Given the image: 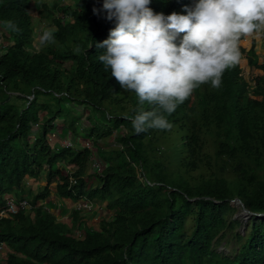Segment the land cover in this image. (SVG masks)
I'll list each match as a JSON object with an SVG mask.
<instances>
[{"label":"trees","instance_id":"trees-1","mask_svg":"<svg viewBox=\"0 0 264 264\" xmlns=\"http://www.w3.org/2000/svg\"><path fill=\"white\" fill-rule=\"evenodd\" d=\"M103 3L43 1L34 8V0H0V212L11 193L32 207L0 216V264H264V58L256 38H241L240 63L225 70L219 88L200 85L167 114L140 104L98 59L106 49L97 45L115 27ZM192 6L193 0L149 5L165 16ZM33 17L53 30L54 42L39 50L28 47ZM8 21L19 31L7 29ZM245 69L258 73L254 85ZM80 106L99 118L89 114L88 125L78 126ZM152 110L171 128L137 134L135 115ZM57 120L74 137L91 139L94 150L53 148L47 135ZM120 127L126 131L115 134ZM174 127L185 132L181 155L155 158L153 140ZM109 138L119 145L108 146ZM93 158L99 172H90ZM42 176L46 184L37 192L27 186V177ZM53 183L58 198L105 202L113 218L94 228L73 208L69 222L58 221L43 204ZM235 198L253 214L246 231L235 233L233 254L225 255L215 246L239 224L232 218Z\"/></svg>","mask_w":264,"mask_h":264},{"label":"clouds","instance_id":"clouds-1","mask_svg":"<svg viewBox=\"0 0 264 264\" xmlns=\"http://www.w3.org/2000/svg\"><path fill=\"white\" fill-rule=\"evenodd\" d=\"M150 3L104 0L106 18L115 20V27L97 45L106 49L98 59L122 89L135 92L140 104L147 102L163 113L174 112L200 85L210 82L219 88L225 70L240 63L241 38L264 35V0H193L187 14L167 16L155 13ZM6 28L19 31L12 21ZM35 39L40 46L52 43L53 30H43ZM132 126L137 134L171 128L156 110L140 111Z\"/></svg>","mask_w":264,"mask_h":264},{"label":"rangeland","instance_id":"rangeland-1","mask_svg":"<svg viewBox=\"0 0 264 264\" xmlns=\"http://www.w3.org/2000/svg\"><path fill=\"white\" fill-rule=\"evenodd\" d=\"M43 1H46L49 5L53 1H59V2H62L63 4H69V5L75 4V0H34V6L32 7L37 8L40 2H43ZM34 8L33 10H30V13L32 14V16L35 15ZM58 16H62V13H59ZM48 26H49L48 21H46L45 19H37L36 17H33L32 27H33L34 33H33V40L28 45L30 49L39 50L40 47H42L38 44V41L35 38L43 30H46ZM177 43H178V40H177ZM258 45L259 47L261 46L262 52L258 50ZM255 51L257 52L259 56V60L262 61L264 58V35H262L259 39L256 38ZM245 66L246 65H244V67ZM256 74L258 73L254 70L247 71V69H245L243 75L245 79L250 82L251 85H254V81L252 80ZM72 105L75 106L74 103H72ZM77 109H78V112L76 113V116L79 118L78 126L85 127L88 125L87 115L89 114H91V116L95 120L99 118V114L90 112L89 107L87 108L86 106H80V107H77ZM54 126L55 128L51 130L47 135V138L53 148H57L58 146H66L69 142H71L73 144V147L77 149H81L85 147L87 143L89 144L90 148L93 149L91 139L87 141L86 139L81 138L80 137L81 135H79L80 138H77L76 136L74 137V135L70 134L66 130V128L63 126V123L60 122V120L55 121ZM125 131L126 130L124 128L120 127L117 130H115V134L116 132L124 133ZM184 133H185L184 131H181L180 129L174 127L170 132L164 135L157 136L153 140V143H152L153 147L157 145L159 147L158 151H155V158L161 156V154H164L163 156L165 157L166 156L177 157L181 155L182 148H183L182 147V142H183L182 137ZM105 141L108 146H114L115 144L118 143L116 142L115 139H112V138L105 139ZM105 141L99 140L101 144H103ZM74 142H75V146H74ZM96 161L98 162L97 163L98 166H96V168L92 167V170L90 169V172H92L93 170H95L96 172H99L102 169V164L99 163L97 159ZM163 162L165 165L169 166L171 169H175L176 162L170 163L169 158H166V159L163 158ZM92 163H94V158L90 161L89 165H91ZM71 169H72L71 171H73L74 167H71ZM91 180L94 182V184H96L97 180L95 178H92ZM26 184L29 188H32L34 192H37L38 187L46 184V179L44 178V176H42L40 180H34L31 177H27ZM50 186H51L52 194L50 197H48L47 199L43 201L44 206H46L48 210H50L57 216L58 221L69 222L70 213H71V210H73L72 206L74 203L72 204L70 200L66 201L63 199H59L57 196L54 195L55 183L51 184ZM10 196L13 197V194H10L8 197ZM234 200L235 199H232L231 202L235 203ZM235 207H236V211H234L232 218L239 220V224L237 225V227H233V229H230V228L226 229L225 237L222 238L220 243L215 246L219 252H222L225 255L233 254L234 250L237 247L236 240L234 237L235 233L236 232L244 233L249 224L250 216L244 213L242 205L239 204V202H236ZM113 215H114L113 210L108 211L106 209L105 202L99 203L97 201L92 202V209L84 213V217L88 221V225L94 228H99V223L102 219L111 220L113 218ZM79 234L80 235L83 234V231H78L76 233V236H79Z\"/></svg>","mask_w":264,"mask_h":264},{"label":"built area","instance_id":"built-area-1","mask_svg":"<svg viewBox=\"0 0 264 264\" xmlns=\"http://www.w3.org/2000/svg\"><path fill=\"white\" fill-rule=\"evenodd\" d=\"M66 146H72L73 144L71 142H69ZM74 146H75V142H74ZM85 147L90 148L89 144L87 143ZM98 162L96 161V159L94 158V163L91 164V167H95L98 166L97 164ZM100 163V162H99ZM70 182H74L73 178L70 177ZM76 208L80 209V210H84V211H90L92 209V202L88 201V199H86L85 197L81 198L79 201L76 202ZM20 209H31V205L29 204V202L26 199L23 200H17L15 197H6V208L0 212V216H2L4 214V212H8V213H16L18 212ZM5 248L4 245L2 243H0V262L3 259V254H4Z\"/></svg>","mask_w":264,"mask_h":264},{"label":"water","instance_id":"water-1","mask_svg":"<svg viewBox=\"0 0 264 264\" xmlns=\"http://www.w3.org/2000/svg\"><path fill=\"white\" fill-rule=\"evenodd\" d=\"M30 98H33V96H30ZM234 202H239V204L242 205V208H243L244 213H245L246 215H251V214H253L250 210H248V209H246V208L244 207L243 203L241 202V200H240L239 198H235Z\"/></svg>","mask_w":264,"mask_h":264},{"label":"crops","instance_id":"crops-1","mask_svg":"<svg viewBox=\"0 0 264 264\" xmlns=\"http://www.w3.org/2000/svg\"><path fill=\"white\" fill-rule=\"evenodd\" d=\"M32 189V188H31ZM33 190V189H32ZM34 191V190H33ZM60 199V198H59ZM67 201V200H66ZM71 201V200H70ZM72 202V204H73V201H71Z\"/></svg>","mask_w":264,"mask_h":264}]
</instances>
